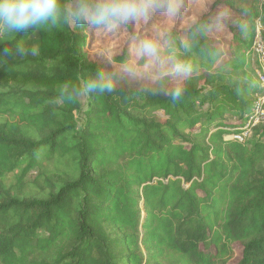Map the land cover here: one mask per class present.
I'll use <instances>...</instances> for the list:
<instances>
[{"label":"trees","instance_id":"16d2710c","mask_svg":"<svg viewBox=\"0 0 264 264\" xmlns=\"http://www.w3.org/2000/svg\"><path fill=\"white\" fill-rule=\"evenodd\" d=\"M241 17L225 61L211 13L170 35L193 66L177 103L122 87L87 94L84 107L78 89L106 75L87 25L0 37V264H224L237 242L239 264H264V125L245 144L226 139L264 92L249 54L264 0ZM21 40L38 54L16 56ZM44 162L56 166L37 177L44 196L16 195Z\"/></svg>","mask_w":264,"mask_h":264},{"label":"rangeland","instance_id":"374dc122","mask_svg":"<svg viewBox=\"0 0 264 264\" xmlns=\"http://www.w3.org/2000/svg\"><path fill=\"white\" fill-rule=\"evenodd\" d=\"M231 0H185L184 8L178 15H165L156 13L147 19H138L134 23H129L114 29H97L89 33L87 52L90 59L103 66L106 76H109L115 89L129 87L135 89H151L161 88L166 94L171 92L176 86L183 88L185 82L190 77L178 78L172 75L165 76L159 83H153V77L161 70L167 72L172 68L174 61H179L176 57V50L173 48L170 35L178 34L179 38L197 23L202 17L211 13L212 20L219 11H228L230 16L235 19H241V12L254 4H260L261 0H232L234 7L226 4ZM74 1L71 3V5ZM258 19V18H257ZM209 38L212 43L216 44L224 54L223 61L231 56L230 45L234 33L239 29L231 20H228L223 29H217L211 23L209 27ZM151 38L160 44L161 56L167 63L161 69L158 65L153 64L148 58L142 57L138 52V44L140 40ZM256 60L255 58H253ZM257 61V60H256ZM144 63V65H142ZM127 69L128 74L124 70ZM256 77L258 79L256 66ZM167 78V79H166ZM255 78L257 84L258 81ZM264 91V88L260 86ZM84 107L87 104L86 95L81 96ZM158 118L165 121V117L159 113ZM5 117H0V123L6 122ZM229 123L236 125L239 120L231 118ZM49 170L56 169L52 162H44L41 168L33 170L26 179L25 189L21 192L14 187L16 195L26 197H43L45 192L40 190L38 183V175L44 168ZM60 171L66 168L60 166ZM37 181L35 182V180ZM15 178L11 175L7 179V185H14ZM39 185V187H38ZM42 187V186H41ZM231 256L224 264H239L243 256V246L237 242L231 246ZM201 252L208 258V255H216L214 246L209 244L201 245Z\"/></svg>","mask_w":264,"mask_h":264},{"label":"clouds","instance_id":"9594fccd","mask_svg":"<svg viewBox=\"0 0 264 264\" xmlns=\"http://www.w3.org/2000/svg\"><path fill=\"white\" fill-rule=\"evenodd\" d=\"M185 0H74L72 5H63L62 0H0V37L21 32L49 31L57 28L61 23L83 24L92 29H114L138 19H147L156 13L178 15L184 8ZM246 14V13H245ZM228 20L243 33L247 29L246 22L232 18L228 11H219L212 25L223 29ZM202 30H206L203 29ZM187 47V45H185ZM15 55L23 58L38 54V47H28L23 40L15 47ZM139 55L148 58L153 64L163 69L167 63L161 56L160 44L151 38L140 40ZM193 71L191 63L174 61L172 68L165 72L161 70L153 77V83H159L165 76L187 78ZM128 74L127 69L124 70ZM115 85L109 76L97 72L90 77L77 95L112 93ZM159 90H162V85ZM183 96V89L176 86L171 89L170 97L177 103ZM69 102H74L72 95L67 96Z\"/></svg>","mask_w":264,"mask_h":264},{"label":"built area","instance_id":"2783aa9c","mask_svg":"<svg viewBox=\"0 0 264 264\" xmlns=\"http://www.w3.org/2000/svg\"><path fill=\"white\" fill-rule=\"evenodd\" d=\"M249 54L258 62V81L264 88V19L261 17L255 22V34ZM260 125H264V92L255 96L251 110L239 122L235 132L226 139L245 144L252 137L254 129Z\"/></svg>","mask_w":264,"mask_h":264}]
</instances>
